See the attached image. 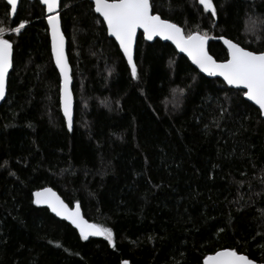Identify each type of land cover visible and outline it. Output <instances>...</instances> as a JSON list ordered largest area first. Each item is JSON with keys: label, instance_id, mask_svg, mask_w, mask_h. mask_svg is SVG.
Here are the masks:
<instances>
[{"label": "trees", "instance_id": "obj_1", "mask_svg": "<svg viewBox=\"0 0 264 264\" xmlns=\"http://www.w3.org/2000/svg\"><path fill=\"white\" fill-rule=\"evenodd\" d=\"M186 33L264 51V0H150ZM75 101L71 132L59 108L45 9L21 0L0 28L13 45L0 105V264H202L221 249L264 263V120L242 91L201 76L168 44L138 35L131 78L87 0H61ZM25 22L14 33L11 29ZM183 89L181 93L179 90ZM50 187L113 232L82 240L32 202Z\"/></svg>", "mask_w": 264, "mask_h": 264}, {"label": "snow or ice", "instance_id": "obj_2", "mask_svg": "<svg viewBox=\"0 0 264 264\" xmlns=\"http://www.w3.org/2000/svg\"><path fill=\"white\" fill-rule=\"evenodd\" d=\"M46 6L48 29L51 35L52 58L60 73V106L69 131L73 124V96L69 88L71 76L69 65L64 54V35L61 32V16L58 11L59 0H41ZM204 13L217 16L214 0H198ZM12 13L17 10L18 0H7ZM94 11L103 18L107 33L114 37L124 58L127 60L131 78L138 79V69L134 62V45L137 30H143L144 39L151 41L154 37L171 41L182 53H185L202 73L209 76H220L223 81L233 88L242 91L248 101L257 105L260 115L264 116V51H253L242 47L238 42L217 37L227 48V56L223 61H217L207 51L210 39L207 32H185L176 23L163 19L153 13L150 0H93ZM25 27L21 22L18 27L11 29L19 33ZM4 29L0 28V99L5 96L6 77L12 67L13 45L3 36ZM181 93L183 89L179 90ZM34 204H46L57 216L69 220L79 229L80 238L87 240L89 236H102L109 245H114L113 232L96 224H89L80 214L79 204L72 210L52 191L43 188L32 193ZM122 264H129L127 260ZM202 264H255L247 255L235 249H221L203 258Z\"/></svg>", "mask_w": 264, "mask_h": 264}, {"label": "water", "instance_id": "obj_3", "mask_svg": "<svg viewBox=\"0 0 264 264\" xmlns=\"http://www.w3.org/2000/svg\"><path fill=\"white\" fill-rule=\"evenodd\" d=\"M4 1H5V3L7 4V0H4ZM20 1H21V0H18V5H19V2H20ZM26 1H28V2H33V1H35V0H26ZM36 1H38L39 4H40L42 7H44V9H45V16H47L48 13H47L46 6H45L44 4L41 3V0H36ZM60 1H61V0H59V3H60ZM87 1H88L89 3H91V5H92V7H93V12H94V13H95V14L101 19V21H102L103 18L100 17L99 14L96 13V12L94 11L93 0H87ZM7 5H8V4H7ZM18 5H17V8H18ZM8 7L10 8V16H11V18H13V17L15 16L17 10H16L15 13H12V11H11V6L8 5ZM58 11H59V8H58ZM213 19L216 20V17L213 18ZM45 21H46V25H47V20H46V18H45ZM178 26H179V25H178ZM104 27H105L106 32H107V26H106L105 24H104ZM47 28H48V25H47ZM61 32L63 33V31H62V27H61ZM139 34H141L143 40H144L145 42H147V43H153L154 41H159V42L166 43V44L170 45V46L175 50V52H176L177 54H179L180 56L184 57V58L189 62V64H190V65H191V66H192V67H193V68H194V69H195V70H196L201 76H204L205 78H209V79H217V80H220V81H221V82H222L227 88H229V89H233V90H239V89L233 88L232 86L227 85V84L223 81V78L220 77V76H209V75H207L206 73H202V72H200V70H199L194 64H192L191 60L187 57V55H186L185 53L180 52V51L175 47V45H174L171 41L163 40V39H161L160 37H154L151 41L144 39V36H143V30H142V29H138V30H137V36H136V41H135V45H134V62H135V48H136L137 38H138V35H139ZM63 35H64V33H63ZM107 36H108V38H110L111 40L114 41V43L116 44V46H117V48H118V50H119V52H120V54H121V56H122V58H123L125 64L127 65V60H126V58H124L123 53H122V51L120 50L118 43L115 41V38L109 36L108 33H107ZM48 37H49V49H50V55H51L52 63H53V66H54V68H55V70H56V73H57V75H58V78H59V108H60V112H61V116H62V119H63L64 125H65V128H66V130H67L68 132H71V131H69L68 128H67V124H66V121H65L64 116H63V110H62V108H61V106H60V73H59V69H58V68L56 67V65H55V61H54V59L52 58V50H51V35H50V31H49V29H48ZM64 38H65V36H64ZM218 42L221 44V46L223 47V49L225 50V52H226V54H227V48H226V46L223 44V41L220 40V39H218ZM233 42H234V41H233ZM206 47H207V51H208V42H207V46H206ZM208 53H209V52H208ZM64 54H65V57H66V59H67V61H68V65H69V75L71 76V83H70V85H69V88L71 89V91H72V96H73V123H74L75 101H74L73 88H72V86H73V82H72V71H71V67H70V64H69V58H68V54H67V40H66V38L64 39ZM209 55H210V54H209ZM12 60H13V52H12ZM127 66H128V65H127ZM11 70H12V67L9 69L8 75H7V77H6L5 96H4L3 99H0V105L2 104V102L4 101V99H5V97H6V92H7V80H8V77H9V74H10ZM239 91H241V90H239ZM243 99H244L246 102H248L249 104H251L252 106H254V107L259 111V108H258L257 105L253 104L251 101H248L247 98L244 97V96H243ZM261 117H262V119L264 120V116L261 115ZM72 128H73V124H72ZM45 188H50V187H45ZM42 189H43V188H42ZM51 189H52V188H51ZM39 190H40V189H39ZM35 191H38V190H35ZM35 191H33V192H35ZM52 191L55 192L57 196H59V194H58L56 191H54L53 189H52ZM33 192H32V193H33ZM59 197H60V196H59ZM31 198H32V201H33V199H34L33 195H31ZM60 199H61L62 201H64L61 197H60ZM64 203L68 206V208H69L70 210L74 209V208L76 207V205L78 204V203H76V204L72 205V207H70L66 202H64ZM33 204H34V203H33ZM34 205L37 206V207H40V208H45V209H46V210H47V211H48V212H49L54 218H56V219H58V220H60V221H63V222H65V223H67L68 225H70V226H71V227H72V228L78 233V235L80 236L79 229H77V228L75 227V225H73L69 220L64 219L62 216H57L54 212L51 211L50 208H48V206H47L46 204H39V205L34 204ZM79 206H80V205H79ZM80 214H81V216L83 217V214H82L81 208H80ZM83 218H84V217H83ZM84 219H85V218H84ZM85 220H86V219H85ZM86 221H87V220H86ZM87 222H88L89 224H93V223H91V222H89V221H87ZM102 238H103L102 236H89L88 239H102ZM88 239H87V240H88ZM253 261H254V260H253ZM254 262H255V264H264V263H258V262H256V261H254Z\"/></svg>", "mask_w": 264, "mask_h": 264}]
</instances>
